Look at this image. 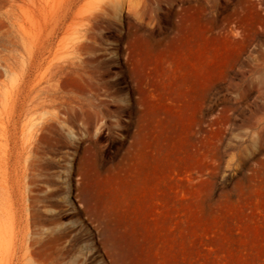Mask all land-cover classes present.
<instances>
[{"label":"rangeland","instance_id":"rangeland-1","mask_svg":"<svg viewBox=\"0 0 264 264\" xmlns=\"http://www.w3.org/2000/svg\"><path fill=\"white\" fill-rule=\"evenodd\" d=\"M33 86L0 264H264V0H0V116Z\"/></svg>","mask_w":264,"mask_h":264},{"label":"bare ground","instance_id":"bare-ground-1","mask_svg":"<svg viewBox=\"0 0 264 264\" xmlns=\"http://www.w3.org/2000/svg\"><path fill=\"white\" fill-rule=\"evenodd\" d=\"M9 6H12V3H10ZM28 90L34 91V95L30 98L29 107H26L27 103L23 98L17 102V99L19 98L14 97L12 100L11 112L7 113L5 116H0V139H2V141L0 142V152L3 153L0 164H20V155L26 148V141H28L34 136V134H36V130L38 131V123H35L30 117H27V120L23 122H21L20 119V116L26 109H29L28 112H30L32 109H34L35 106L39 105L40 103L39 100H37L39 98L40 88L33 86ZM20 136L22 140L19 144L18 140ZM23 253L25 254V252ZM21 256L22 255L20 254V257H17V259L22 258ZM4 264H6V261Z\"/></svg>","mask_w":264,"mask_h":264}]
</instances>
